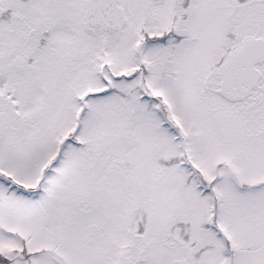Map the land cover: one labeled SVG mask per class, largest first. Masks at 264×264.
I'll list each match as a JSON object with an SVG mask.
<instances>
[{"label": "snow or ice", "instance_id": "6c2138e0", "mask_svg": "<svg viewBox=\"0 0 264 264\" xmlns=\"http://www.w3.org/2000/svg\"><path fill=\"white\" fill-rule=\"evenodd\" d=\"M0 264H264V0H0Z\"/></svg>", "mask_w": 264, "mask_h": 264}]
</instances>
